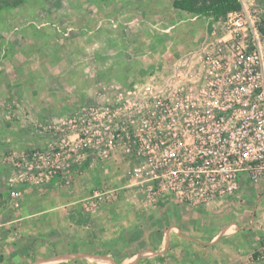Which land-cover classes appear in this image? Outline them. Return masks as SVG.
I'll list each match as a JSON object with an SVG mask.
<instances>
[{
    "label": "rangeland",
    "instance_id": "rangeland-1",
    "mask_svg": "<svg viewBox=\"0 0 264 264\" xmlns=\"http://www.w3.org/2000/svg\"><path fill=\"white\" fill-rule=\"evenodd\" d=\"M174 1L24 0L0 8V264H264L254 254L264 182L244 178L231 196L202 207L154 204L134 184L136 161L118 140L103 159L78 152L83 164L69 184L25 182L7 161L72 139L102 107L112 132L124 96L145 99L165 84L172 61L216 29L211 16ZM71 186L70 197L60 192ZM25 193L43 197L29 210L47 211L7 223Z\"/></svg>",
    "mask_w": 264,
    "mask_h": 264
},
{
    "label": "built area",
    "instance_id": "built-area-1",
    "mask_svg": "<svg viewBox=\"0 0 264 264\" xmlns=\"http://www.w3.org/2000/svg\"><path fill=\"white\" fill-rule=\"evenodd\" d=\"M263 15L262 7L242 3L211 16L215 31L172 61L165 84L145 99L123 97L112 132L105 123L111 111L102 107L107 111L83 119L85 127L72 139L10 156L8 163L25 182L55 177L69 184L83 164L78 152L103 159L113 153L110 140H118L136 161L134 184L145 187L154 204L202 207L231 196L244 178L264 182ZM254 254L264 261V233Z\"/></svg>",
    "mask_w": 264,
    "mask_h": 264
},
{
    "label": "trees",
    "instance_id": "trees-1",
    "mask_svg": "<svg viewBox=\"0 0 264 264\" xmlns=\"http://www.w3.org/2000/svg\"><path fill=\"white\" fill-rule=\"evenodd\" d=\"M23 1L24 0H0V8L15 7ZM173 5L183 11L205 16H213L214 18L224 15L229 10H236L241 7L237 0H212L210 3H204L200 6H195L192 0H175Z\"/></svg>",
    "mask_w": 264,
    "mask_h": 264
},
{
    "label": "crops",
    "instance_id": "crops-1",
    "mask_svg": "<svg viewBox=\"0 0 264 264\" xmlns=\"http://www.w3.org/2000/svg\"><path fill=\"white\" fill-rule=\"evenodd\" d=\"M264 1V0H263ZM263 8H264V3H263ZM264 10V9H263ZM264 16V15H263ZM199 42V41H198ZM191 49H193V48H191ZM191 49H189V50H191ZM186 51H188V50H186ZM182 55V54H181ZM49 187V186H48ZM28 189V188H27ZM26 189V190H27ZM75 189V187H73V186H71L70 187V189L69 188H66V189H61L60 190V192L61 193H65V195H67V196H71L72 195V192H74L73 190ZM25 192V191H24ZM23 192V193H24ZM27 193V192H26ZM25 193V195H23V197L21 198V206H20V208L18 209V210H16L15 211V215H14V217H12L11 219H9L8 221H7V223H13V222H18V221H21V220H25V219H29V218H33V217H36V216H38V215H40L41 213H43V212H45V211H47L46 209H48V208H44V207H42V208H34V209H32V210H29V206H27V205H34V204H37L36 202H38V201H42V199H43V197L42 196H40V195H36V196H34V195H31L30 197H29V193L28 194H26ZM37 199V200H36ZM70 200L69 201H76L75 200V194H74V196H73V198H69ZM33 200H34V202H33ZM69 201H68V203H69ZM162 202H170L169 200H165V201H162ZM63 203H67L66 201L65 202H63ZM64 204V205H65ZM53 209H55V207L53 208ZM19 259H20V256H19ZM22 259V258H21ZM42 260V259H41ZM22 261H27L26 259H22ZM54 263H57V262H60V261H58V260H56V258L54 259V261H53ZM24 264H42V263H40V262H32V261H27V262H25Z\"/></svg>",
    "mask_w": 264,
    "mask_h": 264
}]
</instances>
